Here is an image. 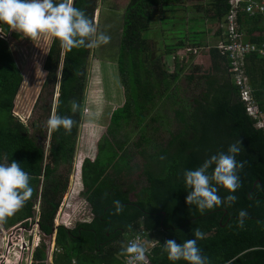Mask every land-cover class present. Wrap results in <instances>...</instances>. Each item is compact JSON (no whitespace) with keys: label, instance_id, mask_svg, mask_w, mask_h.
Wrapping results in <instances>:
<instances>
[{"label":"trees","instance_id":"trees-1","mask_svg":"<svg viewBox=\"0 0 264 264\" xmlns=\"http://www.w3.org/2000/svg\"><path fill=\"white\" fill-rule=\"evenodd\" d=\"M180 2L128 0L124 7L115 58L123 102L112 110L94 157L84 159L81 167L82 197L92 217L89 222L77 223L73 229L57 227L55 250L51 253L53 218L66 191L83 118L89 48L66 50L52 39L43 62L42 90L49 88L52 94L57 88V97L54 105L46 103L44 110L47 115L52 109L58 115L71 116L73 126L70 132L58 129L47 135L42 127L35 128L32 124L36 134L12 114L23 77L11 54L9 39L18 36L8 31L0 37V159L6 157L7 162L14 160L20 164L28 173L32 188L23 206L11 216L0 218V223L11 226L29 218L38 202L39 228L44 240L34 254V264H50V256L51 264H121L126 236L148 232L161 245L168 239L183 243L192 237L194 228L205 234L197 246L208 264H264V129H256L255 120L246 115L238 89L228 73V61L215 46L206 45L207 30L186 28L183 18L181 22L177 20ZM73 6L83 10L92 22L96 0H73ZM202 11L204 22L219 24L229 11L228 0H210ZM169 15L170 41L176 44L163 46L162 61L151 63L152 51L144 35L155 23L160 29ZM236 22L244 42L264 47V14L238 10ZM217 31L221 33V29ZM206 46V53L183 58V62H188L197 56L193 59L194 68L205 67L200 75L185 76L190 82H200L204 90L192 101L191 110L176 112L179 124L166 146H152V153L141 151L142 174L147 184L131 201L129 194L135 188L123 183L125 178L121 177V171L129 168V158L113 140L114 134L128 128L139 134L134 147L148 143L149 139L144 137L147 121L157 120V117L150 118L152 112L172 96L185 68L175 63V70L169 71L164 62L166 65L171 60L175 62L174 51L178 48L202 50ZM246 59L245 70L253 96L264 113V57L256 52ZM72 100L79 106L75 113L70 111ZM236 140L240 141L242 150L235 159L243 163L237 173L240 186L233 193L236 200L228 207L222 203L201 214L195 206L185 204L187 189L182 174L197 168L209 156L226 152ZM110 169L116 170L113 179L122 186L109 177ZM217 194L222 201L228 195L219 187ZM113 200L123 205L119 214L114 213ZM240 210L247 213L242 226L237 222ZM150 260L152 264H172L160 245L152 250ZM175 264L186 262L180 260Z\"/></svg>","mask_w":264,"mask_h":264},{"label":"rangeland","instance_id":"rangeland-1","mask_svg":"<svg viewBox=\"0 0 264 264\" xmlns=\"http://www.w3.org/2000/svg\"><path fill=\"white\" fill-rule=\"evenodd\" d=\"M209 1L210 0H182V2L178 4L177 20L179 19L181 22V18H183L187 26L186 28L194 27L199 30H207V32H205L207 39L206 45L211 47L215 46L219 41L218 38H213V34L218 32L217 30H219L222 21L219 24H210L208 20L205 21L206 23L204 22L205 19H203L202 10L208 6ZM127 3L128 0H96V9L92 23L96 27L98 33L103 32L109 35L111 39L107 44H100L96 47L89 48L87 87L83 102V118L81 125L78 127V138L74 152L75 157L72 162L71 172L68 176L66 191L62 195L60 203L63 200L69 199L71 195L74 196L79 190L78 181L73 180V176L76 173L73 167L75 159H92L94 157L97 142L102 135L106 133L112 110L123 102L115 58L121 32L123 9ZM171 28L172 24H170L169 15V18L160 26L161 30L158 28L157 23H155L149 32L144 35L152 51L151 63L162 61V52L160 49L163 51V46H174L176 44L175 41L172 43L170 41ZM15 33L18 37L9 39V48L20 74L23 77V81L15 97L12 114L15 119L24 123L29 128L30 132H35L37 134V132L31 128L33 124L35 128L42 127L43 131H46L48 135L49 130L46 121L50 114L47 115L45 113L44 106L46 103L54 105L57 88L53 89L54 91L52 94L49 88L42 90L45 75L43 71V62L53 38L50 39L47 36H40L30 41L23 37L22 34ZM162 33L164 36H162ZM207 46L202 50H197L196 53L193 52V49L190 50V54H186L185 52L184 55L179 54L183 49L178 48L174 51L175 62L171 60L169 65H166V62H164V65L166 68H169V71L175 68V63L179 66L185 65V68L183 71L181 70L182 72L175 86L176 89L171 92L172 96L166 101L161 102L159 106L155 108V111L152 112L150 118L157 117V120L155 122L147 121L148 125L144 132V137L149 139L148 143H142L139 147H134L133 142H138L139 134L133 133V130L128 128L114 134L113 140L118 142V145L121 149H124L123 151H126L129 158V168L121 171V177L123 176L125 178L123 183L131 184L135 188V191L129 194V199L131 201L135 200V193L145 188L147 184L142 174L144 160L141 156V151L144 150L146 153H152L154 152L153 147L156 148L157 145L159 147L166 146L167 141L170 136L175 133L178 127L177 125L179 124L176 112L180 113L182 111L186 112L191 110L193 108L191 106L192 101L201 96V92L204 90V85L200 82L197 80L190 82L185 76L189 73L200 75L201 72L205 71V67L201 66L199 69L194 68L195 61L193 59L198 58L197 56L188 62H183V58L187 57L188 59L195 54L206 53ZM52 111L51 109V113ZM48 139L47 136L44 140V149L46 152L48 149ZM115 173L116 170L113 171L110 169L107 174L113 179ZM113 180L114 183L122 186L120 182H116L115 179ZM71 201L72 205H75L81 213L82 219L89 221L91 218L90 208L83 199L82 193L80 196L73 197ZM54 234L55 229H53V235Z\"/></svg>","mask_w":264,"mask_h":264},{"label":"clouds","instance_id":"clouds-1","mask_svg":"<svg viewBox=\"0 0 264 264\" xmlns=\"http://www.w3.org/2000/svg\"><path fill=\"white\" fill-rule=\"evenodd\" d=\"M0 26H3L0 27V37L8 31L20 33L30 41L40 36H47L50 39L54 38L66 50L81 46L96 47L109 43L111 39L109 35L97 32L84 11L73 6V0H0ZM78 107L77 101H70L71 112L75 113ZM46 125L49 132L58 129L70 132L73 120L71 116H61L53 111ZM241 150L240 141L236 140L228 146L226 152L211 155L197 168L185 170L182 174L187 189L185 204L195 206V209L203 214L207 210L220 207L222 203L225 207L234 203L236 197L233 193L240 186L237 173L243 167V163L238 162L235 157ZM76 161L77 159L73 163L74 168ZM81 167L79 190L73 197L82 193ZM210 167L211 172H209ZM74 176L73 180H75ZM218 187L228 193L223 201L217 194ZM31 193L29 175L20 164L14 160L7 162L6 157L0 159V218L11 216L19 210ZM112 206L115 214L123 210L119 200H113ZM246 216L244 210L237 213L239 225H243ZM77 223H85V220L76 222L75 225ZM53 229L56 228L53 226ZM204 235L199 228H194L192 237L185 239L183 243H178L175 239L165 240L162 245L157 240L155 243L160 245L161 250L166 253L167 260L172 264L180 260L186 264H208L207 257L202 255L197 246V241ZM122 252L128 264H147L145 248L138 242H129Z\"/></svg>","mask_w":264,"mask_h":264},{"label":"built area","instance_id":"built-area-1","mask_svg":"<svg viewBox=\"0 0 264 264\" xmlns=\"http://www.w3.org/2000/svg\"><path fill=\"white\" fill-rule=\"evenodd\" d=\"M228 4L229 11L219 26L221 38L222 36L224 38H219L215 48L228 61V73L238 89V97L244 105L246 115L255 120L256 129H264V113L260 111L254 99L253 90L245 70L246 57L256 52L264 57V47L258 48L254 44L244 42L242 36L238 33L239 26L236 22L238 10L244 9L249 14H264V2L258 0H228ZM242 4L243 6H241ZM190 50L193 49H183L179 54L190 53ZM196 51L197 49H194L193 52L196 53ZM82 161L83 159L80 158L76 161L75 181H78L80 178ZM71 196L59 204L53 218L54 228L62 226L72 229L76 222L84 221L79 210L75 205H72L71 200L73 196ZM39 215L37 202L32 216L29 218L11 226H4L0 223V264H34V254L41 247L44 240V236L39 228ZM155 240L157 239H154L150 233L141 232L126 236L124 246L126 247L129 242L142 244L145 248L146 262L147 264H152L150 260L152 250L159 247V244L155 243ZM53 241L54 235L51 238L50 253L54 250ZM48 262L51 264V256ZM121 264H128L126 256L121 259Z\"/></svg>","mask_w":264,"mask_h":264},{"label":"crops","instance_id":"crops-1","mask_svg":"<svg viewBox=\"0 0 264 264\" xmlns=\"http://www.w3.org/2000/svg\"><path fill=\"white\" fill-rule=\"evenodd\" d=\"M218 33V32H217ZM216 32L213 34V38H218L219 39V33L217 34ZM91 215V214H90ZM92 217V216H91ZM90 220H91V218H90ZM89 220V221H90ZM85 222H88V221H86L85 220ZM54 250H55V248H54Z\"/></svg>","mask_w":264,"mask_h":264}]
</instances>
